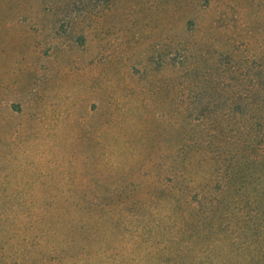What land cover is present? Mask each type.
Returning <instances> with one entry per match:
<instances>
[{"label": "rangeland", "instance_id": "obj_1", "mask_svg": "<svg viewBox=\"0 0 264 264\" xmlns=\"http://www.w3.org/2000/svg\"><path fill=\"white\" fill-rule=\"evenodd\" d=\"M263 134L264 0H0L2 256L264 264V183L216 195Z\"/></svg>", "mask_w": 264, "mask_h": 264}, {"label": "trees", "instance_id": "obj_2", "mask_svg": "<svg viewBox=\"0 0 264 264\" xmlns=\"http://www.w3.org/2000/svg\"><path fill=\"white\" fill-rule=\"evenodd\" d=\"M245 127H246V123H245ZM252 127H253V124L249 122V126L247 128L251 130ZM263 139H264V134H263ZM243 140L248 141L246 142V144L250 143L248 151L244 150L243 154H238L235 157L232 165L228 167V171L226 175L222 177V174H221V177L223 179L222 181L219 180L221 179L220 175H216L215 177H211V179L210 178L207 179V181L203 184L194 185V183L192 182L191 184L195 187H201L200 189L203 188L201 193L204 195H209V194H212L214 190L212 184L214 182L218 183V180H219V182L221 181L223 183L218 188L219 190L216 191V195H219V196L222 195L224 197H227V196H230L229 191L232 189V186H235V184H242V183L248 184L247 183L248 181H257V180L262 181V183H264V163L262 162L264 161V146L261 145L259 142H257V140L259 141V138L257 137V135L249 136L247 138H244ZM258 163L260 165L259 168L257 166ZM187 167H188V164L183 163L182 169H184L183 171L184 174L188 170L186 169ZM183 172L181 173L183 177L180 176L181 174H179V176L177 177L179 188L172 192V195L174 196L188 197V195L192 193L191 186L185 180L184 178L185 175L183 174ZM217 185H220V184H217ZM92 204H95V203H92ZM77 205L72 206V211H73V214H75V216L78 217V215L86 207L77 206ZM89 226L92 229V224H89ZM67 227H71V225H68ZM67 227H65L63 231L64 237H66L68 234L70 235V234L78 232L79 229L83 230L84 228V226L83 227L78 226L76 230L75 229L67 230ZM90 228L88 227L87 230L90 231ZM45 233H46L45 234L46 238L44 240L45 242L51 241V243L52 242L55 244L57 243L56 241H53L55 240V236H54L55 230L53 228H51L48 233L46 229ZM64 240H58V241H60V243L62 244H65ZM71 241L74 243L75 239L72 238ZM20 243H23V240ZM14 244H19V242L12 241V240L8 241L6 240L4 235H0V256H2V252H1L2 250H5L6 248ZM34 256H35L34 253H30V252H27L26 254L22 256L21 255L17 256L14 251V253L10 252V254L8 253L7 255H3L2 257H0V264H14L16 261L20 262V264H28V263H32L31 260ZM39 258L40 260H43L44 257L40 256ZM13 259L15 260V262L13 261Z\"/></svg>", "mask_w": 264, "mask_h": 264}]
</instances>
